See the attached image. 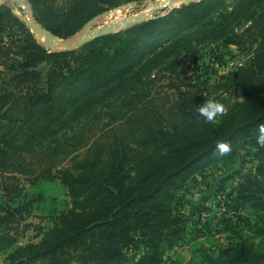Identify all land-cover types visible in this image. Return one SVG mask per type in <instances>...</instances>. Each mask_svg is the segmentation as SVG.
Here are the masks:
<instances>
[{"label":"trees","instance_id":"obj_1","mask_svg":"<svg viewBox=\"0 0 264 264\" xmlns=\"http://www.w3.org/2000/svg\"><path fill=\"white\" fill-rule=\"evenodd\" d=\"M27 1L43 28L68 40L95 17L144 0ZM228 1L184 4L62 51L43 45L13 6L0 5L4 264H169L168 251L185 232L181 192L208 164L227 165L244 141L255 148L258 164L239 175L228 195L250 207L256 220L246 229L231 228L235 242L220 245L214 256L206 252L202 264H264V147L257 143L264 124V12L248 18L252 24L242 32L236 29L241 17L264 0H232V11L215 16L229 8ZM248 40L260 41V46L246 66L223 77L236 101L219 120L207 121L191 98H182L168 110V124L170 119L161 122L147 110L137 119V128L86 142L81 158L57 165L61 146L53 144L102 113L135 107L158 66L197 53V44L245 50ZM215 52L210 50L212 57ZM221 143L229 145L228 153H219ZM34 160L38 168H32ZM6 174L26 176L32 185L59 182L66 190L65 208L53 214L54 226L38 242L21 244L19 228L26 231L30 224L24 222L45 199L2 180ZM128 251H133L131 257Z\"/></svg>","mask_w":264,"mask_h":264},{"label":"rangeland","instance_id":"obj_2","mask_svg":"<svg viewBox=\"0 0 264 264\" xmlns=\"http://www.w3.org/2000/svg\"><path fill=\"white\" fill-rule=\"evenodd\" d=\"M164 1L144 0L113 8L94 19L76 38L69 41L63 40V42L66 41L64 43L69 44L71 41L70 44L76 45L82 40L91 38L93 34L100 33L110 27L113 28L114 32L109 34L120 32L136 25L133 23L123 24L124 19L142 17L143 20L148 21L155 17L164 16L184 4L201 0H192L189 3L182 0L177 5L163 4ZM230 2L232 0H229L228 4ZM0 3H8L17 12L24 13L25 11V15L28 16L29 14L32 18V9L28 10L23 4H18L13 0H0ZM232 7L233 4H229V8L220 9L215 12V16L229 10L232 11L234 8ZM263 12L264 5L243 15L236 25L237 31L242 32L252 24L253 19L247 21L248 18ZM118 19H122V21L115 23ZM34 34L40 42L45 44L46 36ZM45 45L50 50L63 49L54 43ZM259 46L260 41L252 44L250 40L246 42L247 49L245 50L236 45L225 48L223 44L219 46L216 43L211 45L201 43L197 44V53H184L178 58V61L172 62L170 59L164 65L158 66L152 72L144 96L135 100V107L130 109L119 108L113 112L102 113L99 118L84 122L85 127L79 126L69 130L65 136V141L60 140L53 144L57 147L61 146L57 165H66L73 158H81L86 150V144L84 145L86 142L90 144L95 138L108 140L113 135H121L126 130L137 128V119L147 110L150 111L151 115H155V118H159L161 122L167 121L170 119L167 116L168 110L182 98H191L190 103L198 108L207 102L219 103L224 107L223 113L228 112L236 98L232 91L228 90L223 77L240 67L246 66L252 60ZM212 48H216L213 57L210 54ZM42 69L47 70L46 66H43ZM8 76L6 75V77ZM220 116L218 115L215 120H219ZM169 122L171 119L165 124ZM255 154L256 150L253 145L249 141H244L240 143L237 156L233 159L230 158L227 165L223 164L222 161L216 162V164L210 163L204 167L201 174L192 175L187 187L181 192L179 210L185 215V232L181 242L168 251L169 264H202L203 254L207 252L214 256L220 245H229L235 242L237 237L231 228L246 229L254 223L256 216L253 210L250 207H241L228 194L232 191L239 175L256 168L258 160ZM34 161L36 162V160ZM30 164L32 168H38L37 162ZM30 177L33 178V175ZM2 180L13 182L15 186L19 184V189L24 188L26 192L32 196L35 195V197L41 194L42 198L45 199L43 202L38 201L36 203L33 215L24 222V224H30L26 231H24L23 226L19 228L23 231L21 238H19L21 244L40 241L44 233L54 226L53 214L63 210L65 208L64 203L69 200L65 188L59 182L39 181L32 185L28 181V177L19 174H6ZM1 194L2 191L0 190ZM54 198L57 200L56 202L53 200ZM127 253L131 257L133 251ZM0 264H4V254L1 252Z\"/></svg>","mask_w":264,"mask_h":264},{"label":"water","instance_id":"obj_3","mask_svg":"<svg viewBox=\"0 0 264 264\" xmlns=\"http://www.w3.org/2000/svg\"><path fill=\"white\" fill-rule=\"evenodd\" d=\"M13 1H15L16 3H18V4H23V5H25L26 6V8L28 9V10H31V4L27 1V0H13ZM187 1V3H189V2H191L192 0H186ZM14 10H15V12H16V14L22 19V20H24L28 25H29V27L32 29V31L34 32V33H37V34H39V35H44V36H46V42H45V44H52V43H56V44H58L59 46H61V47H63V49H61V50H55V49H51L52 51H62V50H73V49H76V48H78L80 45H82L83 43H85V42H87V41H89V40H91V39H93V38H95V37H99V36H102V35H106V34H109V33H111V32H114L113 31V28L112 27H110V28H106L105 30H103L102 32H100V33H95V34H93L92 35V37L91 38H89V39H87V40H82L81 42H79L78 44H65V43H63L62 41L64 40V39H61V38H59V37H57V36H55L52 32H50L49 30H46L45 28H43L34 18H33V16H32V18H31V20L29 19V18H27V15H25V11H24V13H19V12H17L16 11V9L14 8ZM98 17V16H97ZM97 17H95L94 19H96ZM94 19H92L91 21H89L88 23H87V25H89ZM143 21H145V20H143V18L142 17H131V18H128V19H124L123 20V24H127V23H133V25L134 24H138V23H141V22H143ZM86 25V26H87ZM85 26V27H86ZM84 27V28H85ZM83 28V29H84ZM37 29H38V31H37ZM82 29V30H83ZM81 30V31H82ZM81 31H79L74 37H72L71 39H68L67 41H69V40H72V39H74V38H76V36L81 32ZM65 42V41H64ZM42 43V42H41ZM63 43V44H62ZM43 45H45L44 43H42ZM46 46V45H45Z\"/></svg>","mask_w":264,"mask_h":264},{"label":"clouds","instance_id":"obj_4","mask_svg":"<svg viewBox=\"0 0 264 264\" xmlns=\"http://www.w3.org/2000/svg\"><path fill=\"white\" fill-rule=\"evenodd\" d=\"M200 115L205 117V119L209 122L213 121L218 115H222L224 112L223 105L219 103L207 102L204 103L202 107L198 109ZM257 143L264 147V124L259 127V136L257 137ZM217 149L221 155L228 153L230 151V147L228 144L221 143L217 145Z\"/></svg>","mask_w":264,"mask_h":264},{"label":"bare ground","instance_id":"obj_5","mask_svg":"<svg viewBox=\"0 0 264 264\" xmlns=\"http://www.w3.org/2000/svg\"><path fill=\"white\" fill-rule=\"evenodd\" d=\"M182 0H165L164 1V3L163 4H167V3H169V4H173V5H177L179 2H181ZM27 15V14H26ZM27 18H29L30 20H31V18H30V15L28 14V16H27ZM122 21V19H118L115 23H119V22H121ZM37 31H38V29H37ZM39 35V34H38ZM41 36H44V35H41ZM67 41V40H66ZM65 41V42H66ZM63 42V41H62ZM64 43V42H63ZM62 43V44H63ZM70 43H71V41H70ZM66 44V43H65ZM55 45H58V44H56L55 43ZM58 47H59V45H58Z\"/></svg>","mask_w":264,"mask_h":264},{"label":"crops","instance_id":"obj_6","mask_svg":"<svg viewBox=\"0 0 264 264\" xmlns=\"http://www.w3.org/2000/svg\"><path fill=\"white\" fill-rule=\"evenodd\" d=\"M3 4V3H0V5Z\"/></svg>","mask_w":264,"mask_h":264}]
</instances>
